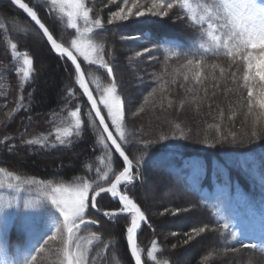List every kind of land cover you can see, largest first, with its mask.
Returning a JSON list of instances; mask_svg holds the SVG:
<instances>
[{"label":"snow or ice","instance_id":"snow-or-ice-1","mask_svg":"<svg viewBox=\"0 0 264 264\" xmlns=\"http://www.w3.org/2000/svg\"><path fill=\"white\" fill-rule=\"evenodd\" d=\"M10 3L29 18L28 26H14L22 33L34 31L36 36L45 39L50 50L65 59L66 63L70 62L72 81L78 86L66 88V103L61 110H67V116L62 121L66 126L31 139L24 138L25 128L19 135V146L35 150L70 148L78 142L82 133L91 128L96 133L93 149H100L101 154L97 157L99 166L95 168L92 180L85 176H74L67 183L63 179L37 180L0 168V175L4 177L0 178V190L4 193L0 194V214L4 216L5 230L9 209L24 214L41 213L49 222L48 231L40 234L22 261L8 259L5 251V258L0 264H105L109 260V250L114 252L117 249L112 241L102 239L98 231L89 230L102 226L96 214L110 223L125 220L124 236L134 264H169L167 259L159 258L163 253L156 239L150 241L148 249H142L138 242L139 233L145 226L152 230L153 236L156 235L149 214L132 194L136 184L144 179L148 148L153 143L192 137L193 128L187 126L186 120L180 119L186 110L192 113L195 121L193 138L198 143L209 147L223 144L238 146L264 139V0H107L104 5L109 10L106 19L101 18L95 7H89L87 0H43V4H32L31 0H10ZM109 6H114L116 10ZM40 11L45 13L43 19ZM173 16L181 25L192 30V44L186 50L173 41L154 45L156 50L163 49L166 53L164 71L156 77L157 88L144 97L143 103L131 112V116L138 117L159 109L160 112L173 114L174 119H165L158 124L154 138H149L143 123L131 131L127 128L129 109L108 59L112 52L104 34L149 17L172 19ZM61 25L64 31L71 30L67 40H58L54 35ZM3 27L0 22V28ZM121 38L140 39L134 35ZM9 47L12 59L22 62L16 68L21 77L19 88L22 92L25 85L32 82L35 71L33 58L27 52L18 51L16 43L9 41ZM151 51L152 48L143 47L134 56L143 57ZM209 56L216 59L209 62ZM220 57L227 58L226 66L218 62ZM173 58L179 67H173L169 72L168 61ZM92 68L103 70L107 83L101 84L90 71ZM165 75L171 76V80H165ZM77 92L86 97V101L83 106L78 102L74 108H69L73 100H79ZM157 92L161 94L160 100L155 98ZM24 100L23 95L19 96L16 107L8 113V123L15 114L29 111V105ZM26 119L30 122L32 117L29 115ZM164 124L168 125L167 131L163 130ZM53 136L54 139H51ZM11 139L15 137L0 140V146L14 152L16 145H10ZM134 150L139 155H131ZM117 162L118 166L114 167ZM85 167L89 173L93 171L91 164ZM191 167L194 179L204 170L200 161L191 162ZM258 179L264 187V167ZM32 192L37 195H22ZM105 199L115 201L119 206L111 210L102 209L100 202ZM193 207L207 209L215 227L211 223H197L182 233L184 239L180 243L183 245L219 233L225 242L231 239L241 248L264 252V225L261 243L252 242L251 237L233 227L217 204H210L207 200L185 208L165 207L152 215L178 216L190 212ZM85 230H89L86 236L82 235ZM170 235L175 237L177 233ZM245 239L249 242L245 243ZM101 246L105 250L103 254L98 251ZM225 246H228L227 243ZM172 247L175 249L177 245ZM229 250L239 251L234 246ZM145 251L147 259L143 258ZM211 255V252L205 255L201 264H205ZM248 264H253V261L249 259Z\"/></svg>","mask_w":264,"mask_h":264},{"label":"trees","instance_id":"trees-1","mask_svg":"<svg viewBox=\"0 0 264 264\" xmlns=\"http://www.w3.org/2000/svg\"><path fill=\"white\" fill-rule=\"evenodd\" d=\"M37 2L43 4V0H31L32 4ZM87 2L89 7L98 10L102 19L107 18L109 10L104 7L106 0ZM39 15L43 19L44 11H40ZM0 22L5 26L0 28V140L15 137L10 140V145H16L14 152L0 146V168L23 177H35L37 180L63 179L67 183L71 182L74 176L94 179L95 168L99 166L97 157L101 151L93 149L96 133L91 128L82 133L78 142L70 148L35 150L19 146V135L25 128L27 132L24 138L31 139L46 136L54 132L55 128L66 126L62 121L67 116V110L61 111L66 103V88L70 85L74 88L78 86L72 81L70 62L66 63L65 59H61L57 53L50 50V45L44 38L36 36L34 31L28 33H22L18 29L15 31V24L28 26L29 19L22 10L13 6L10 0H0ZM69 32L71 30L64 31L61 25L54 35L63 41L69 39ZM127 35H134L140 39L121 38ZM192 36V30L181 25L175 16L172 19L149 17L147 20L131 23L127 27L104 34V40L112 52L108 59L120 84L121 96L126 100L129 109L128 130L131 131L143 123L146 136L154 138L158 124L165 119H174L173 114L160 112L159 109L147 111L138 117H132L131 112L143 103L144 97L150 91L157 88L156 77L164 71L166 53L163 49L156 50L154 45L158 42L173 41L183 45L186 50L192 44ZM9 41L18 45V51L27 52L33 58L35 71L32 74V82L26 84L22 92L19 88L21 77L16 72L21 62L12 59ZM138 46L149 47L153 51L145 53L143 58L135 57L131 48ZM214 59L216 58L208 57L209 62ZM218 62L226 66L227 58L220 57ZM131 64L136 66L135 74L130 69L133 67ZM139 64L144 69H140V72L137 69ZM168 65L169 72H172L173 67H179L175 58L169 60ZM90 71L94 72L101 84L107 83L103 70L97 71L92 68ZM140 76L141 79H138ZM163 78L171 80V76L168 75ZM140 81L144 82L142 87L139 86ZM168 88L171 89L172 85L169 84ZM21 95L25 98V104L29 105V111L15 114L8 123L10 119L8 113L16 107V101ZM77 96L79 100H73L69 108H74L78 102L83 106L85 97L80 96L79 92ZM155 98L160 100L161 94L157 92ZM29 115L32 117L30 122L26 119ZM180 119L186 120L187 126L193 128V136L186 140H168L151 144L145 157L144 179L136 184L132 193L149 214L156 232L153 236L151 229L147 226L143 228L138 236L141 248H150V241L156 239L163 253L159 258L167 259L169 264H201L209 252L212 255L205 264H248L249 259L253 264H264V252L259 249L241 248L231 239L225 242L219 233L210 234L204 240L193 241L189 245L180 243L184 239L182 233L197 223H211L215 227L214 219L207 209L193 207L190 212H183L178 216L150 215L149 210L158 213L165 207L185 208L199 205L201 200H207L210 204H217L222 215L233 227L246 237H251L252 242H257L261 237L257 230L264 225V187L259 183L258 177L261 168L264 167V139L238 146L223 144L209 147L193 138L196 124L190 111L186 110ZM201 127L204 125L201 124ZM236 127L239 128L240 124L237 123ZM163 130L167 131L168 125L164 124ZM51 139H54V136ZM131 155H139V152L134 150ZM193 161H200L204 165V170L195 179L191 167ZM86 164L92 165L91 173L87 171ZM113 166L117 167L118 162ZM149 173L161 176L163 181L171 184L176 191L169 198L161 199L156 208L152 207L147 199L146 181L149 180ZM100 206L102 209L111 210L119 205L115 201L105 199L100 202ZM96 218L101 220L102 226L89 230L98 231L102 239L106 242L112 241L117 249L114 252L109 250V260L105 264H116L117 261L119 264H133L124 236L125 220L110 223L99 214H96ZM172 232L177 235L175 237L170 235ZM244 242L249 241L245 239ZM172 245L177 247L173 249ZM232 246L239 251H230L229 248ZM98 251L103 254L105 250L101 246ZM143 258L147 259L146 251Z\"/></svg>","mask_w":264,"mask_h":264},{"label":"rangeland","instance_id":"rangeland-1","mask_svg":"<svg viewBox=\"0 0 264 264\" xmlns=\"http://www.w3.org/2000/svg\"><path fill=\"white\" fill-rule=\"evenodd\" d=\"M109 7H112V9L116 10L114 6H109ZM16 30L17 28L15 29V31ZM36 43L38 44V42ZM131 49H132L131 51L134 54L136 51H142L143 47L138 46ZM131 65L133 67H131L130 69L135 74L136 64L135 65L131 64ZM137 69L140 72L141 71L140 69L143 68L139 64L137 65ZM138 79H141V76ZM142 84H144V82L140 81L139 86L142 87L143 86ZM149 175H150L148 177L149 180L146 181V186L148 188V192H146L147 199L150 201V205L152 207L155 206L156 208L158 207L159 202H161V199L169 198L170 195L172 193H175L176 191L171 184L164 182L161 176H157L152 173H149ZM0 178H4V177L0 175ZM0 194H4L3 190H0ZM22 195L26 197H32V196H36L37 193L36 192L22 193ZM8 212L9 215L7 217L6 230L4 228V216L0 214V261H2L5 258L4 256L5 251L7 252L8 259L14 262L22 261L24 254H26L28 250L31 248V246L36 242V240L39 239L40 234L44 231H48L47 225L49 222L47 220V217L41 213L24 214L20 211H17L16 209H9ZM149 213L151 215L153 212L149 210ZM88 231L89 230H85L82 233V235L86 236ZM257 232L261 235L262 227L259 228ZM162 239L165 238L162 237ZM257 243H261V240L259 239Z\"/></svg>","mask_w":264,"mask_h":264},{"label":"water","instance_id":"water-1","mask_svg":"<svg viewBox=\"0 0 264 264\" xmlns=\"http://www.w3.org/2000/svg\"><path fill=\"white\" fill-rule=\"evenodd\" d=\"M25 14V13H24ZM26 15V14H25ZM29 19V18H28ZM85 101H86V97H85ZM130 254V253H129ZM133 261V260H132ZM133 264H134V261H133Z\"/></svg>","mask_w":264,"mask_h":264}]
</instances>
